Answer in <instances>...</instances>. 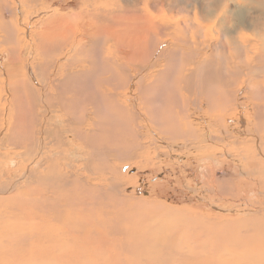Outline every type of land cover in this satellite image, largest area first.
<instances>
[{
  "label": "rangeland",
  "instance_id": "1",
  "mask_svg": "<svg viewBox=\"0 0 264 264\" xmlns=\"http://www.w3.org/2000/svg\"><path fill=\"white\" fill-rule=\"evenodd\" d=\"M244 4H249V1L0 0V94L1 97L4 93L6 94L5 102L4 99H2V101L0 99V104L5 105L0 122L2 123L3 121L4 123L0 130V264H13V262L14 264H46L47 262H53L52 259H50L51 257L48 258V255H44L43 253H37L36 255H31L30 253L24 254L25 258L24 255H20L19 253L24 247L29 245L27 244L29 242L28 237L32 231L36 230L33 222L34 220L28 217V209L26 207L28 201H31V196H29L30 193H32L33 196H38V193H40L45 199H53L55 202L57 201V197L62 204L64 203V209L69 210L71 213L73 212L71 208L76 206L72 197L70 198L68 194H65L69 191V188L65 185L55 183L49 186L43 184V182H41L42 180L38 179L40 175L44 176V174L49 171L48 169L56 167V163H58L63 170L65 169L68 171L70 175L80 176L81 179L87 177L86 186H91L93 189V191L89 194L87 193V195L90 196L89 198L94 205L98 204L95 211L88 210L89 205L86 204V210L84 208V211L86 214L89 213V218L95 219L94 216L100 213L101 207L103 206H108L111 210L115 208L113 212H110L111 215L108 218L104 216L106 228L109 229L107 230V235H110L109 231L113 230L110 229V227H114L112 225L119 223L121 224L119 226L124 228V230L126 227L124 235H128V238L131 240L130 245L137 244L142 247H146V245L151 246L148 249L144 248L145 252H138L136 250L133 252V255L127 252L128 249H130V251L132 249L129 248L124 241L123 243L126 245H123L122 250L126 248L127 251L125 250L126 252L124 251L125 253L122 254V260L126 264H250L254 257H258L261 261L263 260L264 263V242H254L255 237H253L254 234H258V231L264 237V111L257 110L255 107L257 102H253V99L249 96L239 98L240 104L238 105H240V108H238V111L235 113L225 111V105L229 102L227 100H216L219 104L222 103L221 108L218 107L219 109L216 108L217 102L215 103L214 99L205 100L204 102L206 104L204 105V109H201V111H203L200 114L192 109V120L195 122V128L199 134L197 140L192 136L187 140L181 133L182 130L178 135L176 134L177 136L171 138V136L175 134L169 135L162 131L161 126L159 127L156 125L152 127L147 125L146 134L143 135V137H138V140L132 139L131 135H125L123 138L124 140L119 143L116 141L118 144L115 143L110 146L108 150L110 156H106L107 159L105 158L104 163V165L109 167L108 170L103 173L102 171L100 172L102 169L101 161L93 163V161L88 159L91 158V156L89 157L87 155V157L86 154H83L85 152L88 153L91 148L88 149V147L84 146L82 141L77 138L74 129H67L65 121L67 116L65 115V110H60V108L55 105L53 106L52 103L50 106H47L46 102L41 104L46 108L45 115H41V125L45 124L44 122L47 118H51L49 124L55 122L54 118L60 119L65 128L61 133V135H65V138L61 137V140L67 139L71 141V143L68 142V145L63 144L61 148H56L52 145L50 141H53V137L44 136L43 127L40 126L39 129L37 127L39 116L36 111V115L38 116L36 127L31 126L32 129L29 130L33 133H36V129L39 130V139L43 140L41 146L34 152L27 149L25 144H28L30 140L24 142L22 139H27L28 137L25 135L28 133V128L30 127L27 125L28 122H30V113L29 110H25H27L26 103H30L31 101H26L22 91H14L16 89L15 87L10 89L8 87L9 79L7 77L8 72L13 71L14 68L13 65H10V62L15 60V63L17 58L20 61H17L15 65L20 67L23 62L26 65L25 68L30 66V68H28L29 71L31 72L32 70L36 77H33L34 80L32 79L31 81L34 87L39 90V96L45 91L54 93V86L51 87V85H49L50 83H44L39 74L40 69L38 71L37 66H33L40 58H45L44 53H42L40 57L37 56L36 53H40L41 51L39 49V51L35 50L37 46H40V48L44 50L50 41V37L44 41V39L38 38L37 34L43 30V28L47 30L49 28L53 31L54 24L58 18L63 19L64 22V18L74 16L79 20L77 26L78 31L74 39L75 44L70 45V47L68 45L67 47L66 45H59L60 42L58 44L57 41L54 43L55 45L57 43L56 47L61 49L58 53L60 59L57 60L58 63L60 65L63 64L64 61L62 60H65L72 53L71 51L75 49L76 43L80 42L84 50L78 55L77 63L75 59L71 58L74 62V64L71 63V65H73L72 69L78 70L86 67L91 69V66L99 65L100 68L104 67L102 70H99L100 76L103 75L101 78L106 77V79H108V74L104 71L106 70L104 61L106 62V60H109L110 55L105 49L101 50V41L106 37L105 32L107 27L101 26L99 30L95 31L94 24L85 16L92 11V13L99 16L101 19L107 20L109 23L111 22V24L112 22L117 23L114 31L116 34L122 35L126 33L124 31L129 27H134L136 29L135 23L139 20L137 22L134 21L136 19L135 17H139L146 28L150 27L148 23L144 22L146 21L144 20L146 17L152 15L156 22H160L161 20L160 24L162 25H157V31L160 34L158 37L160 38L158 39L155 32L150 30L151 33L148 36L149 38H147L148 43H142L141 46H146L151 43V45H148V48L153 47L158 50L161 48L163 50L166 49L168 51L167 57L166 54L161 53L162 55H160V57L156 55L157 57L149 58L150 62H153V65L150 64L153 66L150 71L164 69L167 64L166 67L169 65L173 66L170 72L172 77L179 70V65H177V63L179 64V58L181 56L187 59L191 58V56H195L192 52L189 53L188 51L184 56L181 52L182 48L187 47L186 45H193L196 51L201 53H196L199 58L210 57V55L214 53V50H216L210 46L214 43L211 41L214 35H216V32L220 29L222 33H225L224 28L229 25V18L234 12L240 11V5ZM247 8L249 9L247 10ZM247 8L245 17L250 21V14L256 13L257 11L255 12L256 7H252V4H249ZM211 10H214L213 13H210ZM151 11H153V13ZM126 19L128 20L126 21ZM11 21L13 22L12 24ZM3 23H9L16 34L20 32V37L21 35H25V38L21 37V39L17 35V38L21 40L19 42L21 45L17 47L14 52L10 51L8 48L9 46H15V43L9 42L5 38V33L2 30ZM13 24L17 26L15 27ZM197 27L201 28V30L199 33H191L192 35L194 34L193 37H191L189 33ZM216 28H218V30ZM136 30L138 31V29ZM260 30V26L259 28L245 27L244 33L249 39V42H252L257 41L262 32ZM140 31H138V33ZM180 32L186 35L187 39L185 40V44H183V41L179 43L180 40L176 39ZM172 34H174V36ZM237 34L239 35V39H241V33L239 32ZM80 35H84L83 39H81ZM79 36L80 38L77 40ZM73 37L74 36L71 37V40ZM188 37L193 41H190ZM197 38H200V40ZM91 39L95 40L92 48L88 45ZM221 41L224 42L225 38L221 37ZM207 43L208 45L206 46ZM79 44H77V46H79ZM178 45L181 46L179 47ZM169 49H171V51H169ZM116 58H119V56L117 57L116 55ZM166 58L167 61L170 60L171 63L168 61L164 64ZM82 59H84V61H81ZM101 64H104V66ZM54 76L55 74L53 73L51 77ZM96 77L97 76L94 75L92 79ZM92 79L88 77L86 81L90 87H93L95 84ZM133 83H136V81H132V84L129 86L130 88L128 87L126 92V95L130 94V99H126L128 105L133 103L131 94L137 91ZM106 86L104 85V88ZM166 87L168 89L159 90V97L155 102L158 115H161L158 111L159 102L165 101L166 99L170 100L174 96L166 97L167 90H170V86ZM251 87L255 88L256 85H252ZM160 88H162V86ZM81 93L88 94L86 90H82ZM170 93L171 90L168 94ZM153 94L156 95L155 93ZM175 96L178 97L179 94H175ZM99 100L98 95L96 99L97 107L94 109V112H97V116L104 118L107 111L103 108L104 106L102 107L103 104ZM91 106L92 105H87L81 108L82 104L81 106L75 104L70 111L72 116L78 119L80 111H83L84 108H86L88 112L87 116L90 115L93 110ZM206 106L208 108L210 107L209 110H207ZM99 107L102 109L100 110ZM104 110L106 112H104ZM209 113L211 114L209 115ZM175 114L176 112L174 111L172 115L173 118L176 117L177 114ZM86 125L89 126L88 123ZM88 126H85L86 128L84 130L86 132L89 131L88 129L90 127ZM110 126H112V124ZM175 130H177V128H175ZM7 133L14 135L11 141H7L4 138ZM120 134L121 132H119L118 136ZM136 141H139V143ZM45 151L46 153H44ZM117 153L125 155L126 157L123 158L124 160L118 161ZM89 161L91 163H89ZM88 163L89 169L86 170L84 167H86ZM95 166L101 167V169L98 168L97 170ZM53 175L57 177V173ZM30 184L32 187H28ZM32 188L35 189L32 190ZM33 196L31 198H33ZM45 204L46 202H40L39 204V213L44 220L46 219L45 222L47 224H45V226L50 227L54 226V224L60 225L58 222H61V225H63L66 215L61 216V214H59L61 217L58 216L59 219H57L54 215L56 213L50 215L49 209H47L46 215L44 211L46 208L44 206ZM156 208L160 209L159 213H157L158 211ZM168 209L174 213L175 216L172 217L173 219L167 218V215H162V211H167ZM90 213L94 215L91 216ZM188 214L202 219L206 228L207 224H215L216 230L212 232L218 242V248H216V250H213L212 246L207 242L209 239H205L200 246H198V252L190 253L187 257L182 254L190 252L193 243L188 242L187 232L184 229H177L173 234L172 230L174 224L178 223L182 217L188 216ZM60 219L61 221H59ZM100 224L99 222V225ZM134 226L137 227L138 232H141V226H143L142 228L155 231V234L152 236L150 235V238L146 241L140 242L130 234L131 228H134ZM255 227L258 228L256 229ZM67 234L68 233H66L67 237L64 236L62 239H57V237L54 239V242L57 240L54 243L57 248L61 247L65 249V247L69 245L70 239L68 238L70 237ZM26 235L27 237H25ZM124 235L120 238L121 242L126 239ZM174 237L175 240H177V249L174 252H168V250H166V245H169L167 239H172ZM206 238H211V236L208 234ZM261 241H264V239ZM188 247L190 249H188ZM139 249L143 250V248ZM58 252L59 251H57V254L59 256L60 253ZM177 252L178 254H176ZM97 253L99 255L95 254L94 257L86 260H82L80 256H78L79 258L68 256L65 259L66 262L56 261L54 264H104L103 261L107 258L105 252L101 250ZM11 254L13 256H11Z\"/></svg>",
  "mask_w": 264,
  "mask_h": 264
},
{
  "label": "bare ground",
  "instance_id": "2",
  "mask_svg": "<svg viewBox=\"0 0 264 264\" xmlns=\"http://www.w3.org/2000/svg\"><path fill=\"white\" fill-rule=\"evenodd\" d=\"M248 1H249V4H252V7L254 6L256 7L255 12L257 11L256 13L250 14L251 15L250 21H248V19H246L245 17L246 16L245 12L249 9L247 8L249 4L240 5L241 10L238 12H234L232 16L229 18V21H230L229 25L226 28H224L225 33H222L221 29L218 30V28H216L218 31L216 32V35H214L213 40H211L214 43L213 44L210 43L211 45L209 44L210 46H212L211 48L216 49L214 50V53L211 54L210 57L206 55L208 58L207 57L199 58L197 56L199 51H196V48L193 47V45H186L188 48L187 47L182 48L181 50L182 54H184L185 56V54L188 51L189 53L192 52L195 56H191V58L189 59L181 56L179 58V64L177 63V65H179L178 67L179 70L172 77L170 75V72L173 66L169 65L166 67L167 64L165 65L164 69L160 70L156 68L157 71H152V70L150 71V69L153 68V66H151L150 64H152L153 62H150L149 58L155 57L156 55L160 57V55H162L161 53L166 54V57H167L168 51L166 49L163 50L162 48L159 50L154 49L153 47L148 48V45H151V43L146 46L144 44H143L144 46H141L142 43H148L147 38H149L148 36L151 33L150 30H153L157 37L160 35L159 32L157 31V27H158L157 25H162L160 24L161 20L160 22L159 21L156 22L155 18H153L152 15L148 17L145 16L146 17V18L144 17L145 19L143 18L144 20H146L144 22L148 23L150 27H147V28L144 27L140 18L135 17L136 19L135 20L133 19L134 21L137 22L139 20L137 23H135V27L136 29H138V31L140 30L141 31L138 33V31L134 27L132 28L129 27L126 31H124L126 32L124 35L115 33L114 29L117 23L112 22L111 24V22L109 23L107 20L101 19L99 16L92 13L93 11L85 15L87 19L91 23L94 24L95 31L99 30L101 26L107 27L106 32H105L106 37L103 38V40L101 41V45H102L101 50L105 49L106 51L109 52V55H110V59L109 60L105 59L106 62L104 61V63L106 64V68H105L106 70L104 71L108 74V75L106 74L109 77L108 79H106V77L101 78V76L103 77V75L100 76V73H99L100 72L99 70L100 69L102 70V68H104L102 67L104 66V64H101L102 68H100L99 65H96L97 67L93 65L91 66V69H88L87 67L80 68L78 70L72 69L73 65H71V63L74 64V62L73 60H71V58L75 59L77 63L78 55L80 54V52H83L84 50L81 43L77 41H76L77 43L75 45V49L71 51L72 52L70 54L71 56L69 55L65 60H62L64 61L63 64L60 65L58 63L57 61L59 59L58 53L61 49L57 48L56 45L57 43L59 44V42H60L59 45H62V46L66 45L67 47L68 45L70 47V45L75 44L74 39L76 37V32L78 31L77 26H78L79 20L74 16H71L70 18H64V22H63V19L56 18L57 21L54 24L55 26H54L53 31H51L49 28L48 30L43 28V30H41L37 34L38 38L44 39V41H46L50 37V41H49L48 46L44 50L40 48V46H37L35 50H38V49L41 50L40 53L38 52L36 53L37 56L40 57V55L44 53L45 58L43 59L40 58V60L36 62L35 64L32 63L33 66H37L38 71L40 69L39 74H40V77L43 79L42 81L46 84L50 83L49 85H51V87L54 86V93L45 91L43 94L41 93V95L39 96L40 94L39 90L36 87H34L31 81L32 79L34 80V78L36 77L34 76L32 70L31 72L29 71L28 68H30V66H27V68H25L26 65L22 62V64L19 67L18 65H15V63L20 60L16 58L17 61L14 63L15 60H13L10 57L13 60L10 62L11 63L10 65H13L14 68H13V71L8 72V76H7L9 79L8 87L10 89H13L15 87L16 89L14 91L16 92L22 91V93H24L23 96L25 97L26 101H31L30 103H26L27 110H25V111L29 110V113H30L29 114L30 122H28L27 124L30 127L28 128V133H26V135L24 133V135L28 137L27 139L26 138L22 139V141L24 140V142L26 140L27 142L30 140L28 144L27 143L25 144L26 148L31 150V152H34L37 148H39V146H41L43 139L42 140L39 139V130L36 129V133H33L31 132V130H29V129H32L31 126L36 127L38 116H39V122H37V127L38 129L40 128V126L43 127L44 136L53 137V141L52 142L50 141L52 145H54L56 148H61V145L63 144L68 145V142L71 143V141L67 139L61 140V137L65 138V135H61V133L64 131L65 128L63 127L62 121L60 119L54 118L55 122L52 124H49V121L51 120V118H47L46 119L47 121L45 120L44 122L45 124L41 125V122H42L41 115H45V109H46L44 108L43 105H41L43 102H46L47 106H50V104L52 103L53 106L55 105L56 107L60 108V110H63V109L65 110V115L67 116L65 120L67 129L68 130L74 129L75 134H77V138H79L82 141L84 146L88 147V149L91 148V150H89L88 153L83 151L85 152L83 154H86V156L88 155L89 157L91 156V158H88V159L93 161V163L96 161H101L102 169L101 167L99 168L97 166H95V168L97 170L98 168L101 169L100 172L102 171L103 173H105L109 167V166L104 165V163H105L106 156L107 155L110 156L108 154L109 153L108 150L110 146L114 145L116 141H118L119 143L122 140H124L123 138L125 137V135H131L132 139L138 140L140 137H143V135L146 134L147 125L151 127L154 125L159 126V127L161 126L162 131H164L165 133H168L169 135L175 134V135H172L171 138H173L174 136H177L179 132L182 130L181 133L187 140L191 136L193 138H196L197 140L199 134L197 132V129L195 128V122L192 120L193 116L191 115V113H192V109L196 110L198 114L202 113L203 110L201 111V109H204V105L206 104L204 102L205 100L214 99L215 103L217 102L216 100H227L229 102H227L225 105V111L235 113L238 111V108H240V105H238L240 104L239 98L249 96L251 99H253V102H257L255 104L256 109L259 111H264V0H248ZM245 7L247 8V10ZM213 11L214 10H211L210 13H213ZM151 12L153 13V11ZM126 18H127V14H126ZM127 20L128 19H126V21ZM9 23H3L2 30L5 33V38L9 42L15 43V46L8 47L10 51L14 52L17 49V47L21 45L19 44L21 40L17 38V35L19 36L20 32L16 34L15 31L13 30V27L12 28L10 27ZM12 23L13 22L11 21V24ZM16 26L17 25H15V27ZM259 26L261 28L260 31L262 32L260 33L257 41L249 42V39L245 36L244 28L245 27H250V28L258 27L259 28ZM197 28L195 30H192L189 34L199 33L201 28L199 27ZM239 32L242 35L241 39H239V35L237 34ZM172 35L174 36V34ZM193 35L191 34L190 36L193 37ZM72 36L74 37L71 40ZM80 36H81V39H83L84 35H80ZM80 36L78 37L77 40H79ZM21 37L25 38V35L23 36L21 35ZM221 37L225 38L224 42L221 41ZM159 38L160 37H158V39ZM176 39L180 40L179 43L183 41L184 42L183 44H185V40L187 38L184 33L180 32V34L178 33V37ZM198 40H200V38ZM55 41H57L56 45L54 44ZM190 41H193V40H190ZM94 43H95V40L91 39L88 45L92 48L94 46ZM77 44H79V46H77ZM181 45H178V46L180 47ZM207 45L208 43L206 44V46ZM171 49H169V51H171ZM199 54L201 53L199 52ZM116 55L117 57L119 56V58H116ZM46 56L49 58H47ZM81 61H84V59H82ZM168 61L166 58V61L165 62L163 61V62L165 64ZM53 73L55 74V76L51 77ZM94 75H96L97 77L95 79H92ZM88 77H90V79H92V81L95 83L93 86L94 88L88 86V84L86 83ZM133 80L136 81V83H133V86H136L134 88H137V91L136 93L133 92L131 94L133 97V103L128 105L126 99L129 98L130 94L127 93L128 95H126V92L128 90V87L132 84ZM104 85L105 86L107 85V86L104 88ZM252 85L253 86L256 85V87L252 88L251 87ZM161 86L162 88H160ZM166 86H170L171 93L168 94L170 90H167V94H166L167 96L166 95L165 96L166 97L173 96V95L174 96L170 100L166 99L165 101L159 102L158 111L161 113V115H158L155 102H156V99L159 97V93H158L159 90L168 89ZM82 90H86L88 94H82L81 93ZM153 93H155L156 95H154ZM175 94L177 95L179 94V96L176 97ZM5 95L6 94L4 93L1 97V94H0L1 101L2 99H4V102H5L6 100ZM98 95L100 99L99 101H101L103 104L102 107L104 106L103 108H105L107 111L104 118L97 116V112H94V109H96L97 107L96 99ZM75 104L77 106L78 105L81 106L82 104L81 108L87 105H92L91 106V108L93 109L92 113L87 116L88 112L86 111V108H84L83 111H80V115L78 116V119H76L75 116H72L71 111H70L72 109V106H75ZM207 106L206 108L207 110H209L210 107L208 108ZM221 106H222V103L219 104V102H217L216 108L218 107L221 108ZM4 108H5V105L0 104V122H1V116H3ZM99 108L100 110L102 109L101 107ZM155 110H156V113H155ZM36 111H37L38 116L36 115ZM106 111L104 110V112ZM174 111L177 114V115L175 114L176 115V117H174L175 119L172 117V115L174 114ZM210 114L211 113H209V115ZM87 123L89 124V126L86 125ZM3 124L4 123L2 121V123H0V130L3 127ZM111 124L112 126H110ZM85 126L90 127L88 129L89 131L86 132L84 130L86 128ZM11 127H10V130H11ZM175 128H177L178 131L175 130ZM119 132H121V134L118 136ZM13 137H14L13 134L7 133L4 138L7 141L8 140L11 141ZM136 142L139 143V141H136ZM44 153H46V151ZM124 157L126 156L119 153L117 156V160L122 161L124 160L123 159ZM89 163L91 162L89 161ZM89 163L86 165V167H84L86 168V170L89 169ZM57 165H58V169H57ZM48 170H47L48 172H46L44 176L40 175L38 179L42 180L41 182H43V184H46L49 186L54 185L55 183H61L65 185L67 188H69V191L65 194H68L70 198L72 197V199L74 200V204L76 206L71 208L73 210V212L71 213L69 210L64 209V206H65V205L63 206L64 203L62 204L61 201L57 199V197H56L57 201L55 202L53 199L51 200L45 199V197L41 195L40 193H38V196L36 195L33 196L32 193H30L29 196L31 197L33 196V198L30 197L31 201H28V205L26 207L28 209V217H30L31 220H34L33 222H34V226L36 230L32 231V233L29 235L28 237L29 242L27 243L29 245H27L26 247L22 249V251H20L19 253L20 255H24L28 253H30L31 255H36L37 253H43L44 255H48V258L51 257L50 259H52L53 261V262H47L46 264H54L56 261L66 262L65 259L68 256L76 257V258L80 256L82 260H86L88 258L94 257L95 254L99 255L97 252L102 250L103 252H105L106 257H107L106 260L103 261L104 264H126L122 260V256H123L122 254L127 251L125 247H124L125 249L122 250L123 245L127 244V246L132 249L131 251L130 249H128L127 252L130 254L132 253L133 255H134L133 252H135L136 250L138 252L140 251L145 252L144 248L148 249L149 247H151L147 245L146 247L144 246L142 247L141 245H137V244L130 245L131 240L128 238V235H124L126 227L124 230V228L119 226L121 225L119 223L112 225L114 227H110V229H113L109 231L110 235L106 234L107 230L109 229L106 228L104 216H107L108 218L111 215L110 212H113L115 208L114 209L112 208L111 210L108 206L102 205L103 207H101V211L99 210L100 213L94 216L95 219L89 218V213L86 214L84 211L86 204L89 205L88 210L90 211H95L97 209L98 204L94 205L91 202V199L89 198L90 196L87 195V193L89 194L93 191L91 186L90 187L86 186L87 177L81 179V177L77 176L76 174H75L76 176L70 175L68 174V171H66L65 169L63 170V168L59 166L58 163H56V167H52V169H48ZM29 173H30V170H29ZM56 173H57V177L53 175ZM31 184L28 187H32ZM34 189L35 188H32V190ZM40 202H43V203L46 202V204L44 205L46 207L44 209L46 215H47V209L50 210V215H53L54 213H56L54 215L57 219H59L58 218L59 214H61V216L66 215L63 225H61V222H58L60 225L54 224V226H50V227L47 226L48 227L47 228L45 226V224H47L45 222L46 219L44 220L39 213ZM156 210L158 211L157 213L160 212L159 208H156ZM102 211L104 212V214ZM261 213H262V210H261ZM90 215L93 216L94 214L90 213ZM162 215L163 216L167 215V218H172L175 216L174 213L170 211L169 209L167 211H162ZM117 219H118V216H117ZM253 220L251 221V227H252ZM59 221H61V219ZM99 222L101 223L100 225H99ZM253 225L256 226L255 224ZM142 227L143 226H141V229H142L141 232H138L136 226H134V228H131V231H130V234H132V236L136 238L137 240H139L140 242L146 241L147 239L150 238V235L152 236L155 234V231L142 228ZM177 229H184L187 232L186 235H187L188 242L193 243V246L191 247V249L188 247V249H190V252L182 253L186 255V257L189 256L190 253L198 252L199 251L198 246H200V244L205 239H209L207 242L212 246L213 250H216V248H218V242L216 240V237H214V233L212 232L216 230L215 224L213 223L212 225L207 224V228H206L204 221L202 219H199L197 216H190L188 214V216L182 217L178 221V223L174 224L172 234ZM259 229H260V225H259ZM66 233H68L67 235L70 237L68 238L70 239L69 245L66 246L65 249L61 247L57 248V246L54 244L57 240L54 242V239L56 237L57 239L59 238L62 239L64 236H66ZM208 234L211 236V238H206ZM123 235L126 236V239H124L121 242L120 238ZM25 237H27V235ZM253 237H255L254 242H257V243L264 242V241H261L264 239V237L261 235L259 231H258V234H254ZM124 241L126 244L123 243ZM176 242L177 240H175V237L172 239H167V243H169V245L168 246L166 245V250H168V252H174L177 249ZM139 248H143V250ZM57 251H59L58 253H60L59 256L57 254ZM176 254H178V252ZM11 256L13 255L11 254ZM24 258H25V255H24ZM250 264H264V263H263V260L261 261L258 257H254L251 260Z\"/></svg>",
  "mask_w": 264,
  "mask_h": 264
}]
</instances>
